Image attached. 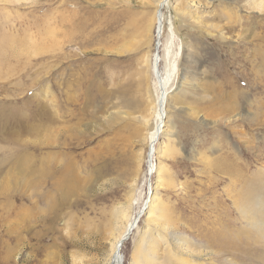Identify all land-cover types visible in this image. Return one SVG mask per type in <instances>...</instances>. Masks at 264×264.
Listing matches in <instances>:
<instances>
[{
	"label": "rangeland",
	"instance_id": "rangeland-1",
	"mask_svg": "<svg viewBox=\"0 0 264 264\" xmlns=\"http://www.w3.org/2000/svg\"><path fill=\"white\" fill-rule=\"evenodd\" d=\"M156 2L0 0V264H40L26 245L38 247L46 208L29 200L32 157L55 166L72 158L78 177L49 235L56 262L59 253L62 264H103L115 214L129 209L131 196L129 214L139 219L120 250L122 264H131L158 184L160 219L184 241L181 249L207 252L206 263L264 264V238L232 200L243 177L255 187L264 182V0L166 1L162 43L169 42L174 76L147 170L159 118L151 68ZM226 161L239 176L217 170Z\"/></svg>",
	"mask_w": 264,
	"mask_h": 264
},
{
	"label": "bare ground",
	"instance_id": "bare-ground-1",
	"mask_svg": "<svg viewBox=\"0 0 264 264\" xmlns=\"http://www.w3.org/2000/svg\"><path fill=\"white\" fill-rule=\"evenodd\" d=\"M166 1L167 0H157L154 11V46L151 55V68L155 84L158 89L156 104L159 112V118L157 124L152 130V135L148 144V153L146 154L145 158L147 162V170H150L152 166L151 161L153 153L156 152V142L159 139L162 131L165 130L164 125L167 121V110L164 107V101L167 93V85L174 76L170 67V63L167 61L169 42L162 43V8ZM193 16L200 20L198 15ZM73 164L72 158L71 160L63 161L62 163L55 166L53 164H49V162L45 160L36 159L33 157L27 160L26 163L25 182L29 191V200L31 199L32 201V203H30L33 204V206H37V204L41 201L46 207L45 212L41 214L40 219L42 231H35V239L38 243V251L36 254L35 250L37 248L33 249L32 245L34 243L30 244L29 241L26 242L27 247L30 249L29 256L32 258L34 257L36 262L38 258L40 264H62V255L58 253V259L56 262L55 258H57V256L55 257V255L48 250L49 242L55 241V238L49 235L58 231L57 224L61 221V219H63L64 211L62 212V203L70 195H73L74 192L77 191V185H75V182L78 181V177L75 171H73ZM219 164L220 165L217 166L218 171L225 173L232 179L239 176L240 172L238 171L239 169L235 163L226 161L220 162ZM246 179L248 178L243 177L244 188L242 186L238 195L236 194L237 196L231 199L234 200L233 202L236 208L237 206H240L238 209L248 219L250 226L257 231L258 236L264 238V182H261L257 187H255L254 185L256 183H254L253 180L248 181ZM17 183L18 181L16 184ZM150 189L151 190L147 196L148 199L146 204L148 205H146V208H149L148 211L151 214L147 216L146 225L141 231L139 238L141 243L135 244L131 264H176V262L177 264H217L218 260L216 258H213L214 261L209 263L201 260L202 256L208 254L203 250H200V252L196 255H190L189 251L188 253L186 252L188 247H186V251L181 249V245L184 244V241H180V239L176 237L177 234L175 235V233L169 231V225L160 219L161 215H164V212L160 207L162 201H160L157 194L158 184L154 185ZM255 192H258L256 199ZM15 194H18L17 190H15L14 195ZM77 199L78 198H74V200L79 203ZM131 200V196L127 198V208L129 207V209L132 206V204L129 203ZM70 202L72 201H69L68 203ZM129 209H120L119 212L115 214L117 223L119 224H116V221L113 222L114 226L113 231L111 232L112 237L110 236V246L107 250V253L105 254L103 264H122L120 259V250L123 246V243L129 238L132 231L136 228L137 221L139 219V216L137 215L130 216L129 212L131 209ZM21 212L22 211L19 208H16L14 214L16 222L13 223L14 225L12 224L14 227L11 228L12 232L14 233L13 239L16 242V245L23 242V239L20 236L21 227L19 226L20 220L22 218ZM31 222L32 221H29L25 227L29 230V233L34 236V232L30 231V229L32 230L33 226ZM63 226L67 231L68 220L63 221ZM50 237L53 238L51 239ZM177 251H181L182 254H184L185 260L180 261L178 259V253L176 254ZM193 259L197 261H194Z\"/></svg>",
	"mask_w": 264,
	"mask_h": 264
}]
</instances>
